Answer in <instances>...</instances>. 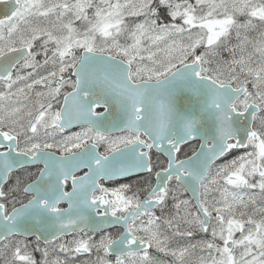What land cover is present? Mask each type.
Segmentation results:
<instances>
[{
	"label": "flooded vegetation",
	"instance_id": "flooded-vegetation-1",
	"mask_svg": "<svg viewBox=\"0 0 264 264\" xmlns=\"http://www.w3.org/2000/svg\"><path fill=\"white\" fill-rule=\"evenodd\" d=\"M250 42L241 41L239 48L233 45L228 51L223 50L209 59H203L202 51L194 48L189 57L174 65L196 63L197 79L204 77L228 86L229 100L234 95L228 111L224 113V143L227 149L213 163L207 175L209 177L223 165L228 190L232 185L239 184L256 188L251 190H258L259 182L264 185V40L256 44L259 47L257 50ZM13 47L17 46L0 50V55ZM84 51L119 58L128 65L132 82L157 81L173 69L149 75L138 72L129 55L117 54L115 50L74 49L68 63L66 59L61 61L66 63L62 73L63 82L47 84L43 80L36 86L35 81L30 84L33 94L23 103L21 110L24 114L38 111L37 115L50 117L43 137H52L25 138L24 125L19 127L21 132L0 126V131L8 132L15 138V152L29 156L40 153L33 163L9 171L5 181L0 183V228L7 232L0 234V264H118L119 260L135 259L144 254L153 255L154 258L156 253V263H163L161 242L157 246L151 240L145 231L146 224L150 218L159 221L158 218L166 213L167 203L184 197L189 200L176 174H169L164 184L158 181L169 165L174 170L178 162L195 154L200 145L195 136L177 143L173 135L177 129L176 123H170L167 127L165 120L151 121L146 124L145 132L124 130L110 134L86 125L70 129L59 126L63 99L75 89L73 70ZM43 57L48 61L54 55L30 47L28 53L13 65L6 78H0V83L8 82L19 68L40 67L45 63L39 61ZM215 58L223 66L218 65ZM36 88L38 90L35 92ZM56 89L57 93L51 96ZM4 93L3 96L9 95L8 91ZM40 93L43 94L38 96ZM104 111L105 107L99 105L93 109V114L100 115ZM163 114L167 115L166 112ZM194 125H198V118H194ZM170 133L172 136L165 138ZM77 138H83V143H75ZM34 139L40 141L36 140L34 144L31 142ZM50 140L53 142L49 143ZM7 149L6 145L0 146V152ZM50 153H54L52 157L55 158L74 156L72 161L54 162L49 157ZM112 153L114 159L105 160ZM188 206L195 211L192 203ZM17 210L18 218H12ZM88 215L96 218V225L105 215L127 222L117 219L116 223L102 229L83 228L79 222ZM26 216L30 217L22 220V227L37 228L38 231L19 228L21 217ZM63 216L71 218L75 225L62 227L50 224L51 217ZM209 216L211 221L212 215ZM216 217L220 219L218 215ZM30 218L37 224H25ZM124 231L131 236V245L133 242L136 246L144 247L124 254L110 253L108 245Z\"/></svg>",
	"mask_w": 264,
	"mask_h": 264
},
{
	"label": "rangeland",
	"instance_id": "rangeland-1",
	"mask_svg": "<svg viewBox=\"0 0 264 264\" xmlns=\"http://www.w3.org/2000/svg\"><path fill=\"white\" fill-rule=\"evenodd\" d=\"M18 1L16 13L0 22V50L28 45L54 55L48 61L40 58L45 62L40 67L19 68L8 82L0 83V126L21 132L24 125L25 138L52 137H43L51 118L37 115L38 111L24 114L21 106L33 94L32 82L36 86L43 80L64 81L62 73L74 49L115 50L129 55L138 72L157 75L174 68L194 48L206 59L233 45L239 48L244 40L252 39L250 44L257 50L256 44L264 40V0ZM159 5L166 7L167 18L157 13ZM127 18L135 19L126 22ZM63 59L66 63H61ZM4 91L9 95L3 96ZM56 93L57 89L51 96ZM75 143H83V138ZM225 183L223 165L202 183V204L212 215L206 231L185 197L167 203L159 221L148 220L145 231L157 246L161 242L160 264H264V185L259 182L258 190H251L256 188L239 184L228 190ZM156 256L144 254L118 264H157Z\"/></svg>",
	"mask_w": 264,
	"mask_h": 264
},
{
	"label": "water",
	"instance_id": "water-1",
	"mask_svg": "<svg viewBox=\"0 0 264 264\" xmlns=\"http://www.w3.org/2000/svg\"><path fill=\"white\" fill-rule=\"evenodd\" d=\"M20 4L17 0H0V20L10 17ZM28 53V47H18L0 55V78L5 79L10 69ZM129 67L118 58L101 53L84 51L80 62L73 70L76 78L75 89L64 96L59 113V126L70 129L86 125L104 134L123 130L144 131L148 122L165 120L168 124L176 123L177 129L173 133L177 143L191 140L192 136L199 139L198 151L192 156L178 162L175 169L169 165L166 173L158 177V181L165 183L169 174H176L177 181L185 188L194 203L204 230L208 227L209 216L206 214L200 201V183L215 163L226 151L224 143V113L228 111V86L219 85L211 79L199 77L196 63H187L176 67L167 76L158 81L132 82L128 75ZM104 106L105 111L94 115L96 106ZM166 112L167 115L163 113ZM194 118H198V125H194ZM167 134L165 138H170ZM233 137V136H232ZM6 145L7 150L0 152V183L5 181L9 171L20 166L33 163L40 153L33 156L15 152V138L8 132L0 131V146ZM82 154V153H81ZM51 161H72L73 156L52 157ZM114 153L105 160H113ZM88 161V159H87ZM90 163V160L88 161ZM49 170V169H45ZM44 174H40L43 176ZM14 211L12 218L16 217ZM21 217L19 228L36 232L37 228L22 227L24 218ZM95 217L85 216L79 222L81 227L100 229L127 220L105 215L95 223ZM25 224L34 226L37 222L30 218ZM50 224L62 227H71L75 223L68 216L51 217ZM15 225V223H14ZM4 229L0 228V234ZM131 236L123 234L107 247L113 254H124L144 246L131 245ZM230 248L231 241L226 243Z\"/></svg>",
	"mask_w": 264,
	"mask_h": 264
},
{
	"label": "trees",
	"instance_id": "trees-1",
	"mask_svg": "<svg viewBox=\"0 0 264 264\" xmlns=\"http://www.w3.org/2000/svg\"><path fill=\"white\" fill-rule=\"evenodd\" d=\"M155 8H157V13L159 14L160 17L167 18V16H166V7L159 5V6H155ZM132 19H135V18H127L126 22H128V21H130Z\"/></svg>",
	"mask_w": 264,
	"mask_h": 264
}]
</instances>
